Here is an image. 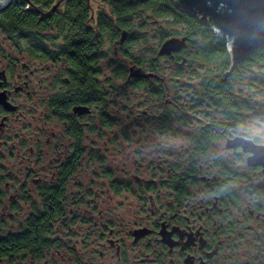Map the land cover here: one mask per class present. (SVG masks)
<instances>
[{
  "label": "flooded vegetation",
  "instance_id": "1",
  "mask_svg": "<svg viewBox=\"0 0 264 264\" xmlns=\"http://www.w3.org/2000/svg\"><path fill=\"white\" fill-rule=\"evenodd\" d=\"M84 1L89 16L79 25L87 30L67 28L62 38L40 39L43 50L27 47L38 57L48 51L44 58L59 63L48 67L53 81L39 98L7 59L0 27V264H264V167L250 159L246 142L264 145L252 135L261 131L255 121L264 120V60L253 54L260 46L233 68L226 48L228 60L221 66L213 54L223 37L211 29L206 38L191 32L161 40L153 20L152 41L146 43L147 15L133 18L130 27L117 26L108 1L101 0V7ZM102 12L118 29L104 43ZM79 34L88 36L86 55L75 52ZM194 37L198 44L190 43ZM170 38L185 42L160 54ZM134 39L142 41L141 53ZM13 45L17 51L22 43ZM203 46L206 69L196 62L186 69L187 54L203 60ZM102 50L125 69L102 79ZM163 60L177 68H161ZM149 61L157 68H147ZM118 90L126 99L124 118ZM33 97L53 126L26 133L15 123L32 111ZM169 138L184 144L169 145L163 151L168 159L137 162L123 180L101 153V142L106 150L111 144L116 149L118 141ZM98 172L109 182L85 186L82 175ZM104 190L113 194L101 198ZM85 200L98 208H85L83 215L68 208ZM123 204L125 211L118 210Z\"/></svg>",
  "mask_w": 264,
  "mask_h": 264
},
{
  "label": "trees",
  "instance_id": "2",
  "mask_svg": "<svg viewBox=\"0 0 264 264\" xmlns=\"http://www.w3.org/2000/svg\"><path fill=\"white\" fill-rule=\"evenodd\" d=\"M56 0H31L35 5H40L42 9H49ZM110 6V10L114 13L119 20L117 21V26H131L133 18H142L145 15H152L153 20H159L164 18L166 25L159 22V36L161 40L169 38L170 36H177L181 33H201L203 38H206L207 32L212 34L210 30V24H201L199 23L196 17H193L178 8H176L171 0H106ZM84 0H71L68 3L62 4L56 11H53L50 16L39 19L38 13L34 10L27 8L25 4L9 2L6 6L0 9V27L8 39L13 40L18 45L25 44L28 49H37L43 50L44 44L40 39L43 38H62L64 32L67 28L74 29L77 31L87 30L88 28L81 26L82 22L87 21L88 19V9H86ZM164 21V20H163ZM99 23L102 30V43H104L106 36L115 35L118 32V29L114 26L113 20L101 13ZM161 23V24H160ZM174 25V27H171ZM179 28V26H181ZM178 26V28H176ZM171 27V28H169ZM53 30L55 31L54 35H45L43 32ZM215 38V37H214ZM24 40L19 43L17 40ZM37 39V40H36ZM88 39L87 34L76 35L74 40L75 52L77 55L87 54L88 49L86 40ZM91 39V38H90ZM217 40V39H216ZM219 40V38H218ZM141 41V40H140ZM137 39L133 40V47L137 50H140L141 46ZM142 42V41H141ZM191 44H198L197 39L194 37L190 41ZM226 40L221 38L218 42L219 48L214 49V59L220 62L221 66L225 65L228 60V54L226 52ZM200 46V44H199ZM203 55V60L199 59L196 61L194 54H187V62L189 63H198V69H206L205 66H202V63H206L207 56L205 54V46L199 48ZM32 53V52H29ZM104 50H102V57L104 58ZM136 54V53H135ZM260 56V60H264V47L260 46L254 50V53ZM44 57H48L50 53L44 51ZM134 59H138L134 55ZM113 58V57H112ZM171 61V60H170ZM173 62V61H171ZM114 66L118 72H121L125 69V65L120 61H113ZM174 64V69L177 68ZM203 64V65H204ZM147 68H157L152 61H149L146 65Z\"/></svg>",
  "mask_w": 264,
  "mask_h": 264
},
{
  "label": "rangeland",
  "instance_id": "3",
  "mask_svg": "<svg viewBox=\"0 0 264 264\" xmlns=\"http://www.w3.org/2000/svg\"><path fill=\"white\" fill-rule=\"evenodd\" d=\"M101 7L99 4H95V7ZM147 19L150 21L149 25H146L145 30L143 29V34H146L147 38H146V43L151 42L152 41V34L154 33V25L151 23L152 22V15L148 14L147 15ZM164 20V21H163ZM159 22H161L164 25H166L167 20H165L164 18L159 19ZM160 23V24H161ZM171 27H174V25H172ZM169 27V28H171ZM182 27L179 26V28ZM178 28V26L176 27ZM178 28V29H179ZM55 31L53 30H49L46 32H43V34L45 35H54ZM0 37H3V35L0 34ZM5 52L8 53L10 56L7 57V59H11L14 63H15V67L18 69V71L21 73V75L25 78L28 79V81L30 82V90H32L33 88L38 91V98H39V94L40 95H44L47 89L48 85H51L52 81H53V75L51 73H49V66H51L53 69H56L59 65V63H55L50 61L47 58L44 57H38V56H34V54L29 53L30 50H27V47L25 44H22L20 46V50L17 49V51H15V46L13 45L12 41H7L8 37L5 35ZM49 42V46L52 47V42ZM11 46H9L10 44ZM109 45V44H108ZM105 45V46H108ZM150 45V43L148 44ZM146 47V44H145ZM105 48V47H104ZM136 52V51H134ZM112 56V53H111ZM109 55L108 57L102 58L101 60V69H102V79H104V77H107L108 75H110L111 71H113L114 69L116 70V67L114 66V63L112 64V58ZM111 59V61H110ZM7 62V60H6ZM194 66H196V64H187L186 65V69H193ZM174 64L173 62H171L170 60H163L161 61V68L166 69V70H172L174 69ZM264 70V67H263ZM25 74H27V76H25ZM118 99H117V108L119 110L120 113V117L124 118L126 117V113L127 110L124 107V103L126 102L125 96L123 94H121V92L118 90ZM264 95V93H261V97ZM34 97L31 101H33V109L32 111H25L21 117L20 120L15 123L19 130L22 129L24 132L26 133H36L37 129L41 128V126H46L48 127L49 125L52 124L51 121L45 123L46 121H44V119L42 118L43 115V108L38 107L37 105L35 106L34 104ZM35 108V110H34ZM53 126V124H52ZM97 144H99L97 142ZM101 144V153L105 155V160H106V165H117L118 169H117V176L120 179H126V176H128V173H132L135 172L136 168L139 167L137 162H142L143 166L147 165V162H149L151 159L157 160V161H161L163 159H168L167 156L169 155H163V151L167 150L169 145L172 146H178V145H183L184 142L179 140V139H175V138H169V141L166 142H150V141H118L117 142V148L114 149L112 148V144L111 145H107L108 148H106V150L104 149L103 142L100 143ZM159 144V146L161 145V147H159V150H156L155 147L153 145ZM163 145H166L165 148H163ZM183 149V147L181 148ZM138 151V152H137ZM180 151H178L179 153ZM159 154H162L161 157H157ZM174 158V156H173ZM121 168H124V171L121 170ZM126 170H130L132 172H127ZM143 174H141L144 177H147V172L146 170L142 171ZM82 182L85 184V186H87L90 182H94V187H102L104 185H106V183L109 182V179L107 176H105L104 173L98 172V174L95 173H86L82 175ZM103 189H106L105 187ZM103 191V190H101ZM105 192H102V196L101 198H107L110 197L113 193L109 192L108 190H104ZM123 195H125L124 193H122L121 195L115 197L118 201L120 199V197H123ZM130 197V196H129ZM133 199L135 200V198L133 197ZM98 201V200H97ZM96 201V203H97ZM117 201V202H118ZM94 202H90V204H88L87 200H85V203L79 206H72L70 205L68 208L69 209H80L82 210V212L80 213L81 215H83L82 213H84V209L88 208L91 209L94 208V206L96 207L97 204H94ZM113 204V202H112ZM100 205V204H99ZM102 205H100L101 207ZM113 207V206H111ZM115 207V205H114ZM98 208V207H96ZM102 208H104V206H102ZM109 208V206L107 207ZM125 208H127L126 205H118L117 209L120 211H125ZM116 209V210H117ZM116 212L115 210H113L111 213ZM85 214V213H84Z\"/></svg>",
  "mask_w": 264,
  "mask_h": 264
},
{
  "label": "water",
  "instance_id": "4",
  "mask_svg": "<svg viewBox=\"0 0 264 264\" xmlns=\"http://www.w3.org/2000/svg\"><path fill=\"white\" fill-rule=\"evenodd\" d=\"M9 2L25 4L41 16H47L56 11L64 0H56L49 9H42L31 0H4L0 9ZM179 10L196 17L200 23L210 24L215 36L228 40L227 52L230 56L231 68L252 52L258 46H264V0H171ZM90 3L104 6L101 0H91ZM184 38L165 40L159 50L160 54H169L184 44ZM251 144L253 152L250 159L264 167V145Z\"/></svg>",
  "mask_w": 264,
  "mask_h": 264
},
{
  "label": "clouds",
  "instance_id": "5",
  "mask_svg": "<svg viewBox=\"0 0 264 264\" xmlns=\"http://www.w3.org/2000/svg\"><path fill=\"white\" fill-rule=\"evenodd\" d=\"M255 124L260 128V133L252 134V135H258L261 142H264V120H256ZM244 131H247V129H243ZM238 163H242V161H237Z\"/></svg>",
  "mask_w": 264,
  "mask_h": 264
},
{
  "label": "snow or ice",
  "instance_id": "6",
  "mask_svg": "<svg viewBox=\"0 0 264 264\" xmlns=\"http://www.w3.org/2000/svg\"><path fill=\"white\" fill-rule=\"evenodd\" d=\"M4 2V0H0V3H3Z\"/></svg>",
  "mask_w": 264,
  "mask_h": 264
}]
</instances>
